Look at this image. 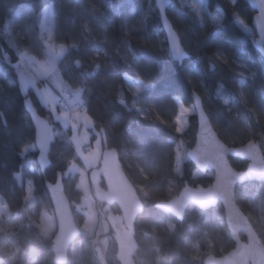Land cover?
<instances>
[{"label":"trees","instance_id":"trees-1","mask_svg":"<svg viewBox=\"0 0 264 264\" xmlns=\"http://www.w3.org/2000/svg\"><path fill=\"white\" fill-rule=\"evenodd\" d=\"M183 2L173 0L167 11L190 54V59L179 65L169 54L154 0H0V197L11 213L7 221H22L19 228L0 231V264H54V235L43 233L32 214L52 208L46 184L55 182L59 173L74 216L84 196L76 180L67 177L72 163L83 166L71 130L53 122L50 108L32 85L27 92L21 91L13 67L20 62L19 51L36 54L37 45L29 32H40L43 8L48 5L53 9L54 41L68 47L59 59V73L67 86L83 89L86 114L93 128L104 133L103 153L108 149L119 153L144 202V211L131 231L134 264H203L209 254L222 256L234 247L221 205L206 212L191 206L179 222L156 209L155 203L175 197L186 183L208 187L214 180L212 171L203 175L187 158V151L196 146L197 119L192 114L186 131L178 133L177 99L191 107L197 92L216 132L229 146L251 140L262 143L264 58L252 45L256 12L246 0H237L235 6L227 0H201L200 8ZM217 8L224 14L221 24L213 19ZM234 14L244 21L243 29ZM138 60L141 78L155 77L147 99H141L144 93L133 96L123 80L125 73L136 78ZM120 92L127 107L118 102ZM26 98L51 121L55 131L44 173L37 163V150L20 154L25 145L34 144L36 136L25 109ZM95 138L92 135L91 143ZM180 144L186 153L179 174ZM232 165L244 170L248 162L232 159ZM101 184L104 186L103 180ZM236 199L244 213L252 216L249 219L264 242V183L238 185ZM111 208L121 215L116 206ZM102 223L109 226L104 215L99 217L94 234L81 232L71 246L68 264H100L95 241L100 235L105 237L106 229L110 238L103 250L107 262L122 264L118 258L120 238Z\"/></svg>","mask_w":264,"mask_h":264},{"label":"water","instance_id":"water-1","mask_svg":"<svg viewBox=\"0 0 264 264\" xmlns=\"http://www.w3.org/2000/svg\"><path fill=\"white\" fill-rule=\"evenodd\" d=\"M246 1L250 8L256 12L252 19L256 39L252 45L264 58V51H262L264 49V32L261 31V27L264 26V0ZM172 2L173 0H165L163 15L176 33L180 40V47L185 53L179 61L170 56L173 61L182 65L185 60L190 59V54L184 48L178 32L168 17L167 11ZM154 4L159 12L170 54L171 42L161 18L159 0H154ZM192 97L197 119V134L196 146L187 151V158L203 175L207 174L209 170L213 171L214 180L208 187L192 186L186 183L178 195L169 200L155 203V208L163 214L183 222L187 210L191 206L206 212L221 205L224 210L225 224L233 238L234 247L222 256L209 254L205 257L203 264H264V242L236 199L238 185L252 182L264 183V139L261 144L251 140L240 146H229L216 132L202 97L197 92H194ZM28 99L31 101V109L26 107L25 109L34 126L36 142L37 122L33 117V111L40 121L48 120L38 113L33 101ZM201 112L207 119L206 124L201 123ZM50 126L53 139L46 154V164L42 165L39 162V149L38 147L36 149L38 151L37 163L42 173L46 170L51 146L55 142V131L51 124ZM232 159L247 161L246 169L236 170L232 165ZM101 180H103L104 186H102ZM89 182L95 201L104 206H116L121 213L125 228L133 231L137 218L144 211V202L136 186L125 172L119 153L115 149L104 151L99 166L89 172ZM46 187L57 224L56 233L52 238L53 263L68 264L71 246L82 231L72 211L71 201L66 194L62 173L58 174L55 182L47 183ZM96 253L100 264H108L102 248L96 247Z\"/></svg>","mask_w":264,"mask_h":264},{"label":"rangeland","instance_id":"rangeland-1","mask_svg":"<svg viewBox=\"0 0 264 264\" xmlns=\"http://www.w3.org/2000/svg\"><path fill=\"white\" fill-rule=\"evenodd\" d=\"M183 1H184L183 4H187L190 7L200 8L201 4H202L201 0H183ZM227 1H229V0H227ZM48 6H51L50 20L46 22L45 18L43 16L42 24H46V27L50 30L51 36H52L51 42L58 46L59 44H57L53 38V31H54L53 9H52V5H48ZM216 11L214 12V16L216 15ZM223 18H224V14L222 11L220 13V16L218 17V20H216V22L218 24H221L223 21ZM239 27L241 29H243V26L240 24H239ZM46 35H47V33L44 31V29H42V27H41V30L38 34L33 32V31L29 32L30 39H32L34 41V43L37 45L36 46V48H37L36 58L40 59V60H41L40 52H41L42 46H43V41H42L41 37L46 36ZM67 49H68V47H67ZM44 50L47 51L46 48ZM65 53L60 55L59 59ZM59 59L57 60V64H56V69H57L56 77L55 78H49L47 82L45 80L43 81V79H39V78L37 79V85L40 88V94H38L36 89L33 88V89H35L37 95L40 96L43 101H44V99H43L42 94L44 93L45 89H47L48 92H50L51 95L56 98V102L59 99L64 98L66 93H71L74 96L75 89L67 86L65 84V82L63 81L61 74L59 73V70H58ZM31 68H32V66H29L27 61H26L23 71L29 79L31 78V71H30ZM45 82L48 83V85H46ZM42 83H45V85L41 86ZM29 85H31V84H29ZM29 85H28V87H29ZM43 86H45L44 89H42ZM28 87L25 90L26 92L28 91ZM54 87L58 90V93L55 91ZM56 93L58 94V97L55 95ZM59 94H60V96H59ZM74 98H75V100L77 99L75 96H74ZM79 99L82 100L81 95H80ZM177 103L179 106L178 114L180 112V106L181 105H183V107L190 110L189 114L185 115V117L183 119V123L178 124L177 118L175 120L176 131L178 133L182 134L186 131V129L189 125L190 116L192 114H195V110H194L193 106H191V107L185 106L180 99H177ZM75 105H76L75 103L70 104L71 107H73ZM47 106H48V108L50 107L48 104H47ZM56 110H58L57 107H56ZM76 111L83 112V111L79 110V106L76 105V107L72 108L73 113H67L69 115L70 119L73 117V114ZM56 112L58 114H60L63 111L58 110ZM63 113H66V112H63ZM85 117H86L85 121H84L85 118L83 119L81 117H78L72 123L73 124L72 128H69L70 123L65 128L68 130L71 129L72 140L75 142L76 149L79 151L80 155H81V153L85 154V151H89L90 147H92V145H91L92 135L96 136L95 141L97 142V144H96L97 147L99 144L101 146V154H100V156H98V160L95 164L92 165V164L87 163V165H86L84 160L81 158V160L83 162L82 167L78 166L76 163H72L69 170L67 171L68 180L69 181L70 180H73V181L76 180L77 188L82 190V192L84 194L82 202L80 204H77L75 207V209H76L75 210V216H76V218H78V220L80 222L81 231H84L85 234L92 235V234H94V232L98 228L99 217L101 215H104L109 226L104 225L102 223L101 224L102 227L103 226H106V228L111 227L114 230L115 234L120 238L119 239L120 245H119L118 258L121 260L122 264H134L133 253L135 251V244L133 241L131 231L127 230V228H125V226H124V230H123V233L121 235H118L116 233L117 224L119 226L124 225L122 216L119 215L118 213H116L111 207H109V210H106V212H104V210H105L104 208H106V206H103L102 208H98L97 202L94 199L92 189H91V185L89 182V171L93 168L98 167L99 163L101 161V158L103 155V147H104V144H103L104 133H102L100 131H96L93 128V124H92L91 120L88 118V116L86 115ZM52 118H53V116H52ZM52 120L54 122V119H52ZM77 120L80 122L79 125H76V123H75V122H77ZM61 121H62L61 123H63V125H64L63 120H61ZM82 123H83L84 127H83V130H80L82 128ZM256 142L261 144L260 141H256ZM86 144H89V146L87 145L89 148L88 149L85 148V150L83 151L84 146ZM184 149L185 148L183 147V145L180 144V146L178 147V155H177V172L179 174L182 172V163H183L184 156L186 153ZM209 171H211V170H209ZM10 215H11V213H10L6 203L0 197V231H8V230H11L13 228H19L22 225V221L20 218L17 220H14L12 222L7 221V219L10 218ZM32 216H33V219L35 220V222L37 223V225L39 226V228L47 236H53L56 233L57 224H56V219H55L54 212H53L52 208L51 209L44 208V209H41L40 211L36 210L33 212ZM248 217L252 218V216L250 214L248 215ZM107 233H108V230L106 229L105 237L103 238V236L101 237V235H100V238L98 239L99 241H97V240L95 241L97 247H101L104 251H105V248L108 247L107 246L108 245L107 240L109 241V239H110L109 237H107Z\"/></svg>","mask_w":264,"mask_h":264},{"label":"snow or ice","instance_id":"snow-or-ice-1","mask_svg":"<svg viewBox=\"0 0 264 264\" xmlns=\"http://www.w3.org/2000/svg\"><path fill=\"white\" fill-rule=\"evenodd\" d=\"M231 4L234 6L237 4V0H229ZM164 7H165V0H159V9L161 18L163 19L164 27L167 29L168 32V38L171 42V53L170 55L177 61L181 60L185 53L180 47V40L178 39L176 33L172 30L171 25L168 23L167 18L163 15L164 13ZM222 12V9L217 8L216 15L213 16L214 20H218V17L220 16V13ZM236 12V9L234 7V13ZM51 15V6H46L43 8V16L45 18V21L50 20ZM234 20L240 24L243 25L244 21L240 18L238 14H234ZM42 29L47 33L46 36H42L41 39L43 41L44 48L47 49V52L45 53L46 58L44 60L37 59L35 56H29L27 52L25 51H19V60L20 63L13 65V67L17 70L19 75V82L21 85V91L24 92L28 85L31 84L33 88L36 89L37 93L40 94V88L37 85V79H46V78H55L57 74L56 64L57 60L59 59V56L65 53L68 49L64 44H59L58 46L53 44L52 36L50 30L46 27V24L41 25ZM261 31L264 32V26L261 27ZM71 47H75V45H72ZM264 51V49H262ZM5 59L8 60L9 58L5 56ZM145 63H148L146 58H141ZM30 61L32 68L31 71V78L29 79L24 71L23 68L25 66V62ZM139 63L140 61H136V78H133L128 73H125L123 76L124 82L127 84L128 90L132 93L133 96H137L141 93H144V96L141 97V99H147V97L150 94V90H153L155 85L153 83L155 77L154 76H147L141 78L143 75L139 71ZM77 66H79V61H77ZM99 67V66H97ZM253 76L256 75V73H252ZM83 91L82 88H76L74 92V96L77 98L73 103H75L77 106L82 107L83 101L79 99L81 92ZM43 95L44 102L47 103L51 107V111L53 115L56 113V98L51 95L50 92H48L47 89H45ZM119 104L127 107L125 104V100L123 98V92H120L119 94ZM136 103L133 104V108L137 106ZM225 104H228V100H224ZM262 105H264V99L260 101ZM25 107L28 109H31V101L29 99H25ZM131 111V109H129ZM190 110L183 107V105L180 106V112L177 116V122L183 123V119L186 114H189ZM2 115V113H0ZM80 112L76 111L74 113V116L70 119L69 115L67 113H60V115H57L55 118L57 121L63 120L65 127L68 126L69 123H73L76 118L80 116ZM85 116L87 114H84ZM33 117L37 122V137L36 142L34 144H27L21 151V156L27 155L30 151H35L38 147L39 149V162L44 165L47 163V152L49 149L50 142L53 139L52 135V128L50 126L51 121H40L39 117L35 116V113L33 111ZM201 123L206 124L207 119L203 112L200 113Z\"/></svg>","mask_w":264,"mask_h":264},{"label":"crops","instance_id":"crops-1","mask_svg":"<svg viewBox=\"0 0 264 264\" xmlns=\"http://www.w3.org/2000/svg\"><path fill=\"white\" fill-rule=\"evenodd\" d=\"M36 45V44H35ZM26 52V51H25ZM28 53V55L31 57V56H37V54H32V53H29V52H27ZM40 56H41V54H40ZM27 63H28V65L29 66H32L31 65V62L30 61H27ZM48 79L49 78H46V79H43V81L45 80L46 82L48 81ZM45 82V83H46ZM45 83H42L41 84V86L42 85H45ZM60 84V83H59ZM46 85H48V83H46ZM45 88V86H43L42 87V89H44ZM57 97H58V94H55ZM60 96V95H59ZM42 102L43 103H45L43 100H42ZM46 104V103H45ZM47 105V104H46ZM73 107H76V105L75 106H73ZM50 108V107H49ZM50 110H51V108H50ZM56 111H58V110H56ZM51 113H52V111H51ZM80 116L79 117H81V118H85L84 119V121L86 120V117H85V113H83V112H80ZM57 115H60V114H58L57 112L55 113V115H53V113H52V116H53V119H54V122H59L61 125H63V123H61L62 121L60 120V121H57L56 120V116ZM73 116H74V114H73ZM87 122V121H86ZM76 123V125H79L80 124V122L77 120V122H75ZM63 126H65V125H63ZM83 127H84V125H83V123H82V128L80 129V130H83ZM97 142L96 141H94L93 143H91V145H92V147H90V150L89 151H85V154H81L80 155V157L84 160V162H85V164L87 165V163H89V164H95L96 162H97V160H98V156H100V154H101V146H100V144L98 145V147H97ZM89 146V144H86L85 146H84V149H83V151L85 150V148H86V146ZM90 145V146H91ZM92 149V150H91ZM95 167V166H94Z\"/></svg>","mask_w":264,"mask_h":264},{"label":"built area","instance_id":"built-area-1","mask_svg":"<svg viewBox=\"0 0 264 264\" xmlns=\"http://www.w3.org/2000/svg\"><path fill=\"white\" fill-rule=\"evenodd\" d=\"M45 49V48H44ZM43 49L42 53H41V60H44L46 58V55L45 53L47 51H45ZM15 69V68H14ZM24 70V68H23ZM15 71L17 72V70L15 69ZM18 73V72H17ZM75 100L74 96L71 94V93H66L65 97L64 98H61L59 99L57 102H56V107L58 108V110H62L63 112H66V113H73L72 112V108L70 106V104L73 103V101ZM79 110L83 111L84 113H86L87 111V106L83 103V106L82 107H79ZM73 127V124L70 123L69 124V128H72ZM100 132L103 133V130L101 129ZM89 147L87 146L86 149H88ZM83 155V153H81ZM104 212H106V210H109V206H106V208H104ZM121 225V224H120ZM116 233L118 235H121L123 233V230H124V225L123 226H119L117 224V227H116Z\"/></svg>","mask_w":264,"mask_h":264},{"label":"flooded vegetation","instance_id":"flooded-vegetation-1","mask_svg":"<svg viewBox=\"0 0 264 264\" xmlns=\"http://www.w3.org/2000/svg\"><path fill=\"white\" fill-rule=\"evenodd\" d=\"M101 248V247H100ZM103 250V249H102Z\"/></svg>","mask_w":264,"mask_h":264}]
</instances>
